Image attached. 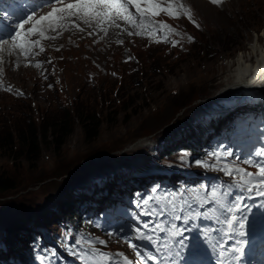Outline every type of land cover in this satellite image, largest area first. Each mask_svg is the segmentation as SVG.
Returning <instances> with one entry per match:
<instances>
[{
	"label": "rangeland",
	"instance_id": "rangeland-1",
	"mask_svg": "<svg viewBox=\"0 0 264 264\" xmlns=\"http://www.w3.org/2000/svg\"><path fill=\"white\" fill-rule=\"evenodd\" d=\"M178 5H183L178 17H169L167 13L158 16L164 19L158 27L162 34L151 39L150 44L147 38L158 35L151 30L156 23L151 16L142 18L139 14L124 35L121 31L102 34L95 29L83 28L85 31H82L78 26L64 27L53 33L59 38L56 35L52 41L44 43L43 51L38 49L33 65L14 58L10 65L5 64V60L0 62V69L3 73L5 71V82L24 91V95L17 94L1 87L0 128L10 126L14 121L23 122L24 118L40 122L42 114L59 111L63 103L69 108L76 103L81 108L95 111L102 121L99 135L92 142L88 141L83 127L75 122L73 134L63 149L56 152L53 147L44 144L43 155L36 165H31L25 158H17L9 151L0 150V175L15 179L17 185L12 191L0 192V227L4 230L23 229L22 246L28 245L27 238L33 228L45 245L50 240L44 231L68 237L73 242L80 241L73 232H68L65 225L60 184L71 172L92 161L110 159L115 171L119 168L130 171L129 174L116 171L115 177L112 170L96 175L98 179L114 178L101 188V191L108 189V193L97 196L98 204L88 209L95 214L104 213L109 208L121 209L114 214L118 221L114 226L97 229L100 241L104 243L92 249L91 254L97 252L99 261H93V264L101 263L99 256L108 253L111 264H116L125 255L132 259L128 261L139 264L141 257L130 245L140 233L150 237V229L145 233L144 228L141 232L136 231L139 222L151 220L153 226L157 222L156 216L142 215L143 208L140 206L143 199L154 195L151 188L157 183H165L169 193H187L185 199L193 190L206 193L215 189L219 193V203L205 204L203 208L191 201L192 212H184L186 221L161 217V227L165 230L155 232L162 235L166 231L162 235L166 240L172 236L173 223L192 230L196 229L194 225L202 228L204 224L211 232V227L217 231L227 212L225 208L239 200L241 195L243 199L245 194L250 193L232 177L219 171L218 167L229 165L243 167L248 172L254 170L244 161L253 156L255 149L264 148V142L261 143L260 137L257 142L242 149L241 140L256 134L253 127L255 119L260 120V125L264 127V105H245L228 112L222 110L219 114L210 108L213 96L223 85L213 84L223 81L233 61L239 55H248L253 44L264 45V39L260 38L264 33V0H220L219 4H213L211 0H172L171 4L169 0H161V7L176 8ZM189 14L192 20L188 19ZM164 24L170 27L164 28ZM71 28L75 29L72 31ZM159 42L171 47L156 44ZM243 102L248 104L252 101ZM194 114L202 118L193 117ZM230 122L239 127L247 124L250 132L244 130V135L238 134L237 127L230 126ZM221 130L234 131L240 139L221 144L216 149V156L210 153L217 167L214 178L208 183L203 181L205 168L192 167L194 165L191 164L196 163L191 156H184L186 164L176 160L165 161L171 150L194 134L216 135ZM142 160H145L152 175L139 177L137 172H131V167L138 166ZM142 186L146 189L144 195ZM99 189L93 193L97 194ZM88 194L80 197L91 199ZM125 196L126 200L123 199ZM155 203L153 201L146 207H153ZM176 204L184 207L180 198H177ZM198 212L207 215L192 214ZM191 215L194 220L188 219ZM123 221L127 233L121 235L117 227ZM130 221L132 223L128 224ZM179 227L175 229L176 233ZM149 228L152 229V226ZM122 230L123 225L120 224ZM6 239L10 237L7 235ZM168 245L171 246V243ZM75 262L80 264L78 260Z\"/></svg>",
	"mask_w": 264,
	"mask_h": 264
},
{
	"label": "trees",
	"instance_id": "trees-1",
	"mask_svg": "<svg viewBox=\"0 0 264 264\" xmlns=\"http://www.w3.org/2000/svg\"><path fill=\"white\" fill-rule=\"evenodd\" d=\"M48 113L42 114L39 118L40 122L35 123V121L24 118L23 122L14 121L10 126H2L0 128V150L9 151L11 154L17 155V158H25L31 165H36L43 155L44 144L53 147L56 152L63 149L69 137L73 134L75 122H78L83 127L88 141L92 142L99 135L102 121L95 111L81 108L76 103L69 108L63 103L59 111L52 114ZM257 130L261 131L259 128ZM228 133L226 131V133H220L216 136L195 135L176 146L174 150H171L170 156L165 161L176 160L178 163L185 164L184 156L189 155L196 163L191 165H198V161H202L206 165L211 162L209 161L211 160L210 153L217 149L222 142H226L224 135ZM112 164L114 163L110 159L92 161L76 171L74 170L75 172H71L67 179L60 184V201L63 204V214L66 216L67 226L69 228L75 226L80 216H82L81 223L84 226L82 240L85 242L92 238L89 236L91 230H88V228L93 227V224H106L110 220V214L105 216L95 215L96 217L93 219L92 217H87L92 212H86L87 207L85 205L86 203L94 202L85 201L84 203L75 199L81 192L93 189L94 185L89 186L93 176L99 173L105 174L109 170L115 171L112 168ZM207 168L211 169L210 167ZM110 180H112V177H107L101 183L103 184ZM86 184L88 188L84 189ZM16 187L15 179L0 175V192L12 191ZM23 233V229L8 228V230H4L0 227V240L5 249L15 244L14 253L10 254V256L13 259L15 258L19 264H34V259L46 264V258H51L56 253L55 248L49 246L50 251L45 248L43 253V249L39 245V238L34 230H31L28 239L32 246L24 248L20 252L18 246ZM47 234L53 236L64 250L71 251L72 247L75 246L63 238L52 235L49 232ZM7 235L10 237L9 240L6 239ZM83 250L85 251L86 249L84 248ZM17 253L19 256H15Z\"/></svg>",
	"mask_w": 264,
	"mask_h": 264
},
{
	"label": "snow or ice",
	"instance_id": "snow-or-ice-1",
	"mask_svg": "<svg viewBox=\"0 0 264 264\" xmlns=\"http://www.w3.org/2000/svg\"><path fill=\"white\" fill-rule=\"evenodd\" d=\"M48 3H62L63 0H47ZM172 0H169V4H171ZM213 4H219L220 0H211ZM133 5L136 9V12L140 14L143 18L145 16H158L161 13H167L169 17H178L183 9V5H178L176 8H172L171 6L161 7V0H75L74 3L67 4L66 8H53L51 12H49L45 16H41L39 19L35 21L33 27L26 30V32H21L20 30L24 29V26L28 24L29 21L33 20V16L29 15L26 20H24L21 24L17 25V31L14 35L11 36V40L14 43L15 47L22 53L31 55V49L35 48L39 45V40L29 39V36H43L45 29L42 28L44 23H48L51 25H56L59 21L64 19V17L58 15V13H63L65 11L69 12L70 15H80L84 17H95L97 20H108L113 16L122 17L126 21H132V14L129 11L128 6ZM188 19L192 20V16L189 14ZM195 23V21H192ZM87 23V21H85ZM164 28H169L170 26L167 24L163 25ZM52 30H55L53 28ZM82 30V29H81ZM48 39H52V37H48ZM189 39H192L189 37ZM8 44V40H0V50H2L3 45ZM43 51V49H41ZM39 67L40 65H36ZM216 156V153L212 154ZM231 155V153H228ZM257 156L264 157V150H260L256 152ZM198 165L214 167L217 165H205L204 162L198 161ZM244 164H254L257 168L255 173L246 171L245 168L239 166H229L223 165L219 166L218 170L225 173V175L230 176L233 180L238 183L244 190L248 192H255L259 196H264V164H260L254 162L252 160L246 159ZM158 187V186H157ZM157 189H153V193H156ZM188 195L185 192H176V193H168L163 195H150L146 199H143L140 202V206L143 208L142 215H147L149 217L156 216L157 222L153 226V222L151 220L145 221L141 226L144 229L152 226L153 231H164L165 229L161 227L162 220L161 217H169L172 221L177 220H185L184 212H192V202L195 201L198 207L203 208L205 204L211 203H219L217 197L219 193L217 190L213 189L206 193L200 192L199 190H193L188 199H185V196ZM177 198L183 200L184 207L176 204ZM238 199V198H237ZM153 201H156L153 207H146ZM162 201H168L166 204H162ZM235 205H228L225 208V211L231 213L232 208ZM264 207V205H261ZM217 209H210V211H216ZM179 212V214H177ZM197 216H205L207 213L198 212L192 213ZM191 217L189 216L188 219ZM236 217L234 215H229L225 217V222L228 225H233L236 221ZM179 226L175 223L171 224L172 229H177ZM243 227V225H241ZM137 232L141 231V228L136 229ZM101 244L104 241H100ZM130 247H135L134 245H130ZM89 253H85V260L89 258ZM123 255V254H117ZM142 255L138 253V256ZM102 259L110 260L111 258L106 257V254H101ZM150 261L155 260V257L148 258ZM125 264H133L124 258ZM139 264H144V261H139Z\"/></svg>",
	"mask_w": 264,
	"mask_h": 264
},
{
	"label": "bare ground",
	"instance_id": "bare-ground-1",
	"mask_svg": "<svg viewBox=\"0 0 264 264\" xmlns=\"http://www.w3.org/2000/svg\"><path fill=\"white\" fill-rule=\"evenodd\" d=\"M75 27H77V26H75ZM76 30H77V28H76ZM72 31H73V29H72ZM161 33H162V31H161ZM56 35H58V34H56ZM55 36H54V38H55ZM58 38H59V35H58ZM260 38H263L264 39V33L261 35ZM156 44H160L161 45L162 43L159 42V43H156ZM6 52H7V55H3L2 56V58L5 59V64H9L10 65L12 63V61H13V58H15V60H17V61L20 60L19 57H16L15 54H13V53H10L8 55L9 50H6ZM120 63H121V59H120ZM22 65H23L22 67L25 68L24 64H22ZM68 65L70 66V63ZM125 66H124V68H125ZM112 67H113V65H112ZM67 68H69V67H67ZM19 69H21V68H19ZM89 70L93 71L92 69H89ZM30 72H31V70H30ZM81 76H82V74H81ZM91 76H92V73H91ZM224 77H225V79L223 81L213 84L214 86H219L221 84H223V85L221 86V89L218 90V92H217L218 94H216V95L213 96V98L211 100L212 107L210 109H217L218 110L217 112H221L222 110H224V111H232V110L238 109L239 107L245 106V105L246 106H249V105H264V45L261 47V46L258 45V43H255V44L252 45L251 52H249L248 55H246V54L239 55L236 58V60L233 61V64L231 65V68L229 69V72L227 73V75H224ZM92 80H94V79H92ZM245 100H247V101L249 100V101H252V102H249L247 104V103H244L243 102ZM62 209H63V205H62ZM14 247H15V244H14Z\"/></svg>",
	"mask_w": 264,
	"mask_h": 264
}]
</instances>
